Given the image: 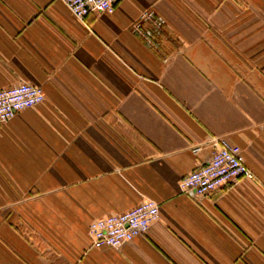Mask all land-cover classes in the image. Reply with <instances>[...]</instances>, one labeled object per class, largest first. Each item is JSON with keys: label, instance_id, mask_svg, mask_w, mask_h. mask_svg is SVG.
Returning a JSON list of instances; mask_svg holds the SVG:
<instances>
[{"label": "crops", "instance_id": "1", "mask_svg": "<svg viewBox=\"0 0 264 264\" xmlns=\"http://www.w3.org/2000/svg\"><path fill=\"white\" fill-rule=\"evenodd\" d=\"M144 10L165 21L155 47ZM19 82L45 98L0 124V264H264V0H118L83 21L0 0V88ZM213 142L254 179L181 192ZM146 199L145 233L91 247L92 221Z\"/></svg>", "mask_w": 264, "mask_h": 264}, {"label": "built area", "instance_id": "2", "mask_svg": "<svg viewBox=\"0 0 264 264\" xmlns=\"http://www.w3.org/2000/svg\"><path fill=\"white\" fill-rule=\"evenodd\" d=\"M71 14L83 21L90 13H112L118 0H61ZM146 21L153 29H142ZM165 23L153 10H144L135 24L138 34L147 46L155 47L154 40ZM41 87L28 82H19L0 88V124L12 119L17 113L32 108L44 100ZM217 141V139H214ZM208 161L186 175L178 187L181 192L194 190L198 196L207 195L220 187L239 179H254L253 172L246 165L242 151L235 144L214 143ZM159 218V204L146 199L123 213H113L89 224L88 235L93 248L119 249L136 236L145 233Z\"/></svg>", "mask_w": 264, "mask_h": 264}, {"label": "water", "instance_id": "3", "mask_svg": "<svg viewBox=\"0 0 264 264\" xmlns=\"http://www.w3.org/2000/svg\"><path fill=\"white\" fill-rule=\"evenodd\" d=\"M194 191V190H193Z\"/></svg>", "mask_w": 264, "mask_h": 264}]
</instances>
